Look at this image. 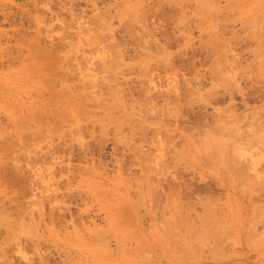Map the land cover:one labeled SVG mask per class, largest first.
<instances>
[{"label": "rangeland", "instance_id": "obj_1", "mask_svg": "<svg viewBox=\"0 0 264 264\" xmlns=\"http://www.w3.org/2000/svg\"><path fill=\"white\" fill-rule=\"evenodd\" d=\"M262 50L264 0H0V264H264Z\"/></svg>", "mask_w": 264, "mask_h": 264}, {"label": "bare ground", "instance_id": "obj_2", "mask_svg": "<svg viewBox=\"0 0 264 264\" xmlns=\"http://www.w3.org/2000/svg\"><path fill=\"white\" fill-rule=\"evenodd\" d=\"M178 1H179V0H178ZM32 2H33V1H32ZM176 2H177V1H176ZM180 2H181V1H180ZM34 3H35V2H34ZM43 3H44V2H43ZM174 3H175V2H174ZM41 4H42V3H41ZM43 5H44V4H43ZM199 5H200V4H199ZM203 5H204V4H203ZM34 8H35V7H34ZM48 10H49V9H48ZM37 12H38V11H37ZM140 13H141V12H140ZM39 16H40V15H39ZM98 16H100V15H98ZM134 16H135V15H134ZM141 16H142V15H141ZM144 17H145V16H144ZM138 18H139V17H138ZM140 18H141V17H140ZM131 19H132V18H131ZM131 19H130V20H131ZM33 20H34V19H33ZM33 20H32V21H33ZM125 20H126V19H125ZM135 20H136V19H135ZM138 21H139V20H138ZM91 22H93V21H91ZM128 22H129V21H128ZM135 22H136V21H135ZM140 22H141V20H140ZM109 23H110V22H109ZM129 23H130V22H129ZM131 23H132V22H131ZM138 23H139V22H138ZM133 24H134V23H133ZM135 24H136V23H135ZM91 25H92V24H91ZM68 26H69V25H68ZM126 26H127V25H126ZM130 26H132V25L130 24ZM81 27H82V26H81ZM81 27H80V28H81ZM100 27H101V26H100ZM103 27H104V26H103ZM103 27H102V28H103ZM138 27H139V26H138ZM132 28H133V27H132ZM147 28H148V27H147ZM128 29H129V28H128ZM133 29H134V28H133ZM81 30H82V29H81ZM107 31H108V30H107ZM126 31H127V30H126ZM260 31H261V30H260ZM111 32H112V31H111ZM136 32H138V31H136ZM136 32H135V33H136ZM20 33H21V32H20ZM65 33H66V32H65ZM74 34H76V33H74ZM79 34H80V33H79ZM149 34H150V33H149ZM100 35H101V34H100ZM138 35H139V34H138ZM252 35H253V34H252ZM50 36H51V35H50ZM77 36H78V35H77ZM258 36H259V35H258ZM71 37H72V36H71ZM71 37H70V38H71ZM132 37H133V36H132ZM256 37H257V36H256ZM70 38H69V39H70ZM144 38H145V37H144ZM260 38H261V36H260ZM39 39H40V37H39ZM66 39H67V38H66ZM83 39H84V38H83ZM91 39H92V37H91ZM36 40L38 41V38H37ZM36 40H35V41H36ZM40 40H41V39H40ZM40 40H39V41H40ZM50 40H51V38H50ZM76 40H77V38H76ZM135 40H137V39H135ZM215 40L217 41V39H215ZM37 41H36V42H37ZM44 41H45V40H44ZM64 41H66V40H64ZM145 41H146V39H145ZM212 41H213V40H212ZM36 42L34 43L35 46L38 44V43L36 44ZM62 42H63V41H62ZM39 43H40V42H39ZM42 43H45V42H42ZM47 43H48V42H47ZM74 43H75V42H74ZM34 44H33V45H34ZM45 44H46V43H45ZM49 44H50V43H49ZM53 44H54V43H53V41H52V45H53ZM66 44H67V42H66ZM38 45H40V44H38ZM38 45L36 46V47H37V50L39 49ZM72 45H73V44H72ZM210 45H211V44H210ZM214 45H215V44H214ZM214 45H213V46H214ZM45 46H46V45H45ZM47 46H48V45H47ZM55 46H56V45H54L53 47H55ZM205 46H206V45H205ZM218 46H219V45H218ZM53 47H52V49H53ZM122 47H123V46H122ZM209 47H210V46H209ZM211 47H212V45H211ZM43 48H44V47H43ZM74 48H75V47H74ZM116 48H117V47H116ZM214 48H215V47H214ZM40 49H41V50H40ZM40 49H39V50L42 51V52L39 51V52H36V53H38V54H40V55H42V56H43V54H45L46 57H47L48 55H51V53H52V52L49 51L50 47L48 48V50H46V49L44 50V49H42V46H40ZM69 49H71V48H69ZM102 49H103V48H102ZM110 50H111V49H110ZM117 50H118V49H117ZM119 50H120V49H119ZM224 50H225V49H224ZM44 51H45L47 54H46ZM55 51H56V50H55ZM64 51H65V50H64ZM72 51H73V50H72ZM101 51H102V50H101ZM115 51H116V50H115ZM222 51H223V50H222ZM262 51H263V50H262ZM49 52H50V54H49ZM120 52H121V51H120ZM120 52H119V54H120ZM263 52H264V51H263ZM69 53H70V52H69ZM105 53H106V52H105ZM213 53H214V52H213ZM38 54H37V55H38ZM86 54H87V53H86ZM54 55H55V54H54ZM56 55H57V54H56ZM67 56H68V55H67ZM87 56H88V55H87ZM119 56H120V55H119ZM213 56H214V55H213ZM53 57L55 58V56H53ZM57 57H58V56H57ZM57 57H56V58H57ZM64 57H65V56H64ZM71 57H72V56H71ZM71 57H70V58H71ZM76 57H77V56H76ZM111 57H112V56H111ZM113 57H114V56H113ZM144 57H145V56H144ZM147 57H148V56H147ZM152 57H153V56H152ZM218 57H219V56H218ZM37 58H40V57L38 56ZM67 58H68V57H67ZM83 58H84V57H83ZM86 58H87V57H86ZM89 58H90V57H89ZM59 59H60V58H59ZM71 59H72V58H71ZM112 59H113V58H112ZM115 59H116V58H115ZM169 59H170V58H169ZM63 60H64V59H63ZM65 60H66V58H65ZM72 60H73V59H72ZM104 60H106V57H105V59H103L102 61H104ZM137 60H138V59H137ZM80 61H81V60H80ZM85 61H86V60H85ZM87 61H88V60H87ZM166 61H167V60H166ZM59 62H60V61H59ZM61 62H62V61H61ZM106 62H107V61H106ZM106 62H104V63L106 64ZM108 62H110V61L108 60ZM112 62H113V60H112ZM62 63H63V62H62ZM66 63H68V62H66ZM114 63H115V62H114ZM117 63H118V62H117ZM166 63H167V62H166ZM102 64H103V63H102ZM105 64H103V65L105 66ZM108 64L111 65V63H108ZM112 64H113V63H112ZM118 64H119V63H118ZM218 64H219V63H218ZM59 65H60V64H58V67H59ZM77 65H78V64H77ZM91 65H92V64H91ZM91 65H90V67H92ZM103 65H101L102 69H103V67H104ZM115 65H116V64H115ZM215 65H216V64H215ZM63 66H64V65H63ZM63 66H62V67H63ZM112 66H113V65H112ZM165 66L169 67L170 65H168V63H167V65H165ZM216 66H217V65H216ZM87 67H88V66H87ZM108 67H110V66L106 65L104 70H106ZM167 67H166V68H167ZM213 67H214V66H213ZM54 68H55V67H54ZM68 68H69V67H68ZM117 68H118V67H117ZM170 68H171V66H170ZM52 69H53V67L51 68V70H52ZM65 69H67V66L65 67ZM114 69H115V67H114ZM70 70H71V69H70ZM54 71H55V70H54ZM60 71H61V70H60ZM63 71H64V69H63ZM51 72H52V71H51ZM64 72H65V71H64ZM64 72H63V73H64ZM67 72H68V69H67ZM69 72H70V71H69ZM69 72H68V73H69ZM108 72H109V70H108ZM114 72H115V71H114ZM49 73H50V72H49ZM53 73H54V72H53ZM138 73H139V72H138ZM55 74H56V71H55ZM66 74H67V73H66ZM59 75H60V74H59ZM108 76H109V75H108ZM108 76H107V77H108ZM133 76H134V75H133ZM57 77H58V76H57ZM60 77H61V76H60ZM65 77H67V76L65 75ZM105 77H106V76H105ZM50 78H53V77H50ZM50 78H49V79H50ZM58 78H59V77H58ZM72 78H73V77H72ZM111 78H112V77H111ZM49 79H47V80H49ZM55 79H57V78H55ZM55 79H54V80H55ZM67 79H68V78H67ZM82 79H83V78H82ZM98 79H99V78H98ZM43 80H44V79H43ZM65 80H66V79H65ZM71 82H72V81H71ZM90 82H91V81H90ZM92 83H93V82H92ZM95 83H97V82H95ZM95 83H93L94 86H93V84L91 85V86H93L94 88H95V86H98V85H96ZM49 84H52V83H49ZM55 84H56V83H55ZM71 84H72V83H71ZM83 84H84V83H83ZM99 84H100V83H99ZM47 85H48V84H47ZM61 86H63V85H61ZM64 86H65V85H64ZM69 86H70V85H68V87H69ZM71 86H72V85H71ZM107 86H108V85H107ZM115 86H116V85H115ZM128 86H129V85H128ZM54 87H55V86H54ZM66 87H67V86L63 87L64 89L60 90L61 93L63 94V92H64L63 90H65V91L67 92V93L65 92L66 94H70V95H72L71 92L68 93L69 91H68V88H66ZM73 87H74V85H73ZM75 87H76V86H75ZM81 87H82V86H81ZM93 87H92V88H93ZM141 88H142V87H141ZM173 88H174V87H173ZM82 89H83V87H82ZM82 89L80 88V90H82ZM87 89H88V88H87ZM101 89H102V88H101ZM110 89H111V88H110ZM114 89H115V87H114ZM114 89H113V90H114ZM48 90H49V89H48ZM51 90H52V89H51ZM55 90H57V89H55ZM116 90H118V89H115V93H116ZM123 90H124L125 92H124ZM123 90L121 89L120 91H123V94H122V95L124 96V93L126 94V93H127V90H125L124 88H123ZM128 90H129V89H128ZM139 90H140V89H139ZM147 90H148V89H147ZM83 91H85V89H83ZM86 91H88V90H86ZM86 91H85V92H86ZM89 91H90V89H89ZM89 91H88V93H89ZM175 91H176V90H175ZM90 92H91V91H90ZM168 92H169V91H168ZM53 93H54V92H53ZM88 93H87V94H88ZM118 93H119V91H118ZM121 93H122V92H121ZM130 93H131V92H130ZM57 94H59V93H57ZM66 94H65V95H66ZM95 94H96V93H95ZM116 94H117V93H116ZM127 94H128V93H127ZM127 94H126V95H127ZM144 94H145V93H144ZM171 94H172V93H171ZM176 94H177V93H176ZM60 95H61V94H59V97H60ZM63 95H64V94H63ZM79 95H80V94H79ZM79 95H78V96H79ZM82 95H83V94H82ZM129 95H130V94H129ZM145 95H146V94H145ZM61 96H62V95H61ZM67 96H68V97H66V98H67L66 100H64L65 97L62 96V98H60V102L62 101V99H63L64 101L67 102V101L69 100V99H68V98H69V95H67ZM72 96H73V95H72ZM72 96H70V97L72 98ZM74 96H75V94H74ZM74 96H73V97H74ZM78 96H77V97H78ZM84 96H86L85 93H84L83 97H84ZM208 96H209V94H208ZM208 96H207V97H208ZM55 97H58V95H55L54 98H55ZM118 97H119V99L121 100V98H120V97H121L120 94H119ZM167 97H168V95H167ZM167 97H166V98H167ZM175 97H177V96H175ZM51 98H53V96H51ZM51 98H50V99H51ZM54 98L51 99V100H54ZM86 98H87V97H86ZM116 98H117V97H116ZM179 98H180V97H179ZM56 99L59 100V98H56ZM56 99H55V100H56ZM76 99H77V98H76ZM132 99H133V98H132ZM168 99H169V98H168ZM48 100H49V99H48ZM55 100H54V101H55ZM70 100H71V99H70ZM72 100H73V99H72ZM177 100H178V98H177ZM177 100H174V101H177ZM64 101H62V102L64 103ZM76 101L79 102V101H81V99L76 100ZM118 101H119V100H118ZM132 101H133V100H132ZM149 101H150V100H149ZM41 102H42V101H41ZM50 102H51V101H50ZM55 102H56V101H55ZM55 102H52L53 105H54ZM62 102H61L60 104L58 103L59 105H58V104H56V105H58V106H60L61 104L63 105ZM68 102L70 103L71 101H68ZM73 102H74V100H73ZM78 102H77V103H78ZM179 102H180V101H179ZM56 103H57V102H56ZM74 103H75V102H74ZM74 103H72V104H74ZM88 103H89V102H88ZM126 103H127V102H126ZM141 103H142V102H141ZM70 104H71V103H70ZM72 104H71V105H72ZM75 104H76V103H75ZM97 104H98V103H97ZM129 104H130V103H129ZM148 104H149V102H148ZM150 104H151V103H150ZM53 105H52V106H53ZM56 105H55V106H56ZM65 105H66V104H65ZM68 105H69V104L67 103L66 106H68ZM78 105H79V104H78ZM102 105H103V104H102ZM120 105H121V104H120ZM127 105H128V104H127ZM137 105H138V104H137ZM156 105H157V104H156ZM166 105H167V104H166ZM52 106H51V107H52ZM58 106H57V107H58ZM72 106H73V107H72V109H73L72 111H74V109H75L74 106H75V105H72ZM86 106H87V105H86ZM108 106H109V105H108ZM144 106H145V105H144ZM174 106H175V105H174ZM174 106H172V107H174ZM181 106H182V105H181ZM76 107H77L76 110H77L78 108H80V107H78V106H76ZM172 107H171V108H172ZM53 108L56 109V107H53ZM53 108H52V109H53ZM60 108H61V107H60ZM82 108H83V107H82ZM109 108H110V107H109ZM156 108H157V107H156ZM44 109H45V108H44ZM55 109H53V110H55ZM58 109H59V108H58ZM58 109H57V110H58ZM66 109H67V108H66ZM70 109H71V107H70ZM83 109H84V108H83ZM130 109H131V108H130ZM174 109H175V108H174ZM42 110H43V109H42ZM42 110H41V111H42ZM143 110H144V109H143ZM152 110H153V109H151V111H152ZM154 110H155V109H154ZM158 110H159V109H158ZM158 110H157V111H158ZM167 110H168V109H167ZM169 110H170V109H169ZM47 111H48V107H47ZM61 111H62V109H61ZM178 111H179V110H178ZM42 112H43V111H42ZM42 112H41V113H42ZM53 112H54V111H53ZM63 112H65V111H63ZM75 112H79V111L77 110V111H75ZM145 112H146V111H145ZM170 112H171V111H170ZM179 112H180V111H179ZM39 113H40V111H39ZM56 113H57V112H56ZM59 113H60V112L58 111L57 114H59ZM65 113H67V112H65ZM65 113H64V114H65ZM103 113H104V112H103ZM150 113H151V112H150ZM150 113H149V114H150ZM164 113H165V112H164ZM167 113H168V112H167ZM44 114H45V112H44ZM155 114H156V113H155ZM157 114H158V113H157ZM173 114H174V113H173ZM37 115H38V114H37ZM51 115H52V114H51ZM65 115H66V114H65ZM70 115H71V114H70ZM87 115H88V114H87ZM168 115H169V114H168ZM180 115H181V114H180ZM55 116H56V115H55ZM221 116H222V115H221ZM62 117H63V116H62ZM64 117H66V116H64ZM73 117H74V116H73ZM73 117H72V118H73ZM76 117H78V115H77ZM76 117H75V118H76ZM82 117H83V115H82ZM168 117H169V116H168ZM19 118H20V117H19ZM54 118H55V117H54ZM75 118H74V119H75ZM225 118H226V116H225ZM58 119H59V118H58ZM58 119H57V120H58ZM63 119H64V118H63ZM63 119L61 118V120H63ZM68 119H69V118H68ZM36 120H37V119H36ZM39 120H40V119H39ZM39 120H38V122H39ZM51 120H52V119H51ZM55 120H56V119H55ZM61 120H60V121H61ZM65 120H66V118H65ZM72 120H73V119H72ZM76 120H77V119H76ZM76 120H75V121H76ZM131 120H133V119L131 118ZM21 121H22V120H21ZM63 121H64V120H63ZM221 121H222V120H221ZM223 121H224V119H223ZM38 122H37V123H38ZM41 122H42V121H41ZM54 122H55V121H54ZM69 122H70V121H69ZM78 122H79V121H78ZM122 122H124V121H122ZM52 123H53V122H52ZM74 123H75V122H74ZM76 123H77V121H76ZM95 123H96V122H95ZM126 123H127V122H126ZM126 123H125V124H126ZM128 123H129V122H128ZM128 123H127V124H128ZM39 124H40V123H39ZM39 124H38V127H39V128H43V127L40 126ZM67 124H68V123H67ZM129 124H130V123H129ZM33 125H34V124H33ZM63 125H64V124H63ZM63 125H61V126H63ZM84 125H85V124H84ZM95 125H96V124H95ZM81 126H82V124H81V125H78L77 128H82ZM130 126H131V125H130ZM215 126H216V125H215ZM218 126H219V125H218ZM218 126H216V128H219V127L221 128V126H219V127H218ZM38 127H37V128H38ZM119 127H120V126H118V128H119ZM127 127H128V125H127ZM37 128H36V129H37ZM55 129H56V128H55ZM62 129H63V128H62ZM116 129H117V128H116ZM224 129H226V128H224ZM237 129H239V128H237ZM39 130H40V129H39ZM39 130H38V131H39ZM58 130H59V129H58ZM221 130H223V129H221ZM234 130L236 131V128H235ZM42 131H43V130H42ZM78 131H79V130H78ZM80 131H81V130H80ZM114 131H115V130H114ZM204 131H205V130H204ZM232 131H233V130H232ZM31 132H32V131H31ZM33 132H34V131H33ZM60 132H62V131H60ZM76 132H77V130H76ZM230 132H231V131H230ZM40 133H41V131H40ZM64 133H65V132H64ZM71 133H73V132H71ZM204 133H205V132H204ZM227 133H228V132H227ZM233 133H234V132H233ZM236 133H237V132H236ZM37 134H38V133H37ZM42 134H43V133H42ZM52 134H53V133H52ZM77 134H78V133H77ZM102 134H104V133H102ZM222 134H223V133H222ZM250 134H252V133H250ZM25 135H26V134H25ZM197 135H199V134H197ZM212 135H213V134H212ZM215 135H216V134H215ZM232 135H233V134H232ZM232 135H231V136H232ZM235 135H236V134H235ZM235 135H233V137H236ZM263 135H264V134H263ZM33 136H34V135H33ZM43 136H44V135H43ZM47 136H48V135H47ZM63 136H64V134H63ZM68 136H69V135H68ZM72 136H73V135H72ZM75 136H76V135H75ZM105 136H106V135H105ZM207 136H209V135H207ZM199 137H200V136H199ZM233 137H232V138H233ZM261 137H262V136H261ZM63 138H64V137H63ZM71 138H72V137H71ZM71 138H69V139H71ZM205 138H206V137H205ZM210 138H211V137H210ZM250 138H251V137H250ZM128 139H129V138H128ZM216 139H217V138H216ZM235 139L237 140V138H235ZM121 140H122V139H121ZM208 140H209V139H208ZM224 140H225V138H224ZM80 141H82V139H81ZM80 141H79V143H81ZM215 141H216V140H215ZM220 141H221V140H220ZM256 141H257V140H256ZM53 142H54V141H53ZM53 142H51V143H53ZM118 142H119V143L121 142L120 139H119ZM118 142H117V143H118ZM196 142H197V141H196ZM198 142H199V141H198ZM223 142H224V141H223ZM228 142H229V141H228ZM11 143H12V142H11ZM31 143H32V142H31ZM122 143H123V142H122ZM233 143H234V142H233ZM258 143H259V142H258ZM206 144H207V143H206ZM15 145H16V144H15ZM49 145H50V144H49ZM49 145L47 144V146H49ZM64 145H65V144H64ZM66 145H67V144H66ZM66 145H65V146H66ZM76 145H77V144H76ZM82 145H84V143H82ZM82 145L80 144V145H79V148H81V149L84 148V146L82 147ZM199 145H200V144H199ZM224 145H225V144H224ZM230 145H231V144H230ZM253 145H254V144H253ZM29 146H30V145H29ZM42 146H43V145H42ZM45 146H46V145H45ZM71 146H72V145H71ZM168 146H169V145H168ZM212 146H214V145H212ZM228 146H229V144H228ZM228 146H227V147H228ZM232 146H233V145H232ZM234 146H235V145H234ZM10 147H11V146H10ZM19 147H20V146H19ZM21 147H22V146H21ZM85 147H86V146H85ZM89 147H90V146H89ZM15 148H16V147H15ZM51 148L53 149L54 147H51ZM63 148H64V147H63ZM233 148H234V147H233ZM21 149H22V148H21ZM21 149H20V150H21ZM42 149H43V148H42ZM42 149H41V150H42ZM65 149H67V148H65ZM70 149H71V147H70ZM203 149H204V148H203ZM212 149H213V148H212ZM216 149H218V148H216ZM223 149H224V148H223ZM239 149H240V148H239ZM54 150H55V148H54ZM82 150L86 152V150H84V149H82ZM87 150H89V149H87ZM201 150H202V149H201ZM201 150H200V151H201ZM205 150H206V149H205ZM230 150H231V149H230ZM23 151H24V150H23ZM70 151H72V150H70ZM89 151H90V150H89ZM218 151H219V149H218ZM63 152H64V151H63ZM85 152H84V153H85ZM213 152H214V151H213ZM71 153H72V152H71ZM210 153H211V151H210ZM228 153H229V152H228ZM22 154H23V153H22ZM213 154H214V153H213ZM217 154H218V153H217ZM224 154H226V153H224ZM38 155H39V154H38ZM84 155H85V154H84ZM156 155H158V154H156ZM229 155H230V154H229ZM231 155H233V154H231ZM24 156H25V155H24ZM227 156H228V155H226V157H227ZM204 157H205V156H204ZM211 157H212V156H211ZM230 157H232V156H230ZM234 157H235V156H234ZM11 158H13V157H11ZM24 158H25V157H24ZM214 158H215V157H214ZM217 158H218V157H217ZM228 158H229V157H228ZM17 159H19V158H17ZM209 159H210V158H209ZM212 159H213V158H212ZM219 159H220V158H219ZM219 159H218V160H219ZM224 159H225V157H224ZM226 160H227V159H226ZM231 160H232V159H231ZM231 160H230V161H231ZM28 161H29V160H28ZM153 161H154V160H153ZM160 161H161V160H160ZM164 161H165V160H163L162 162H164ZM214 161H215V160H214ZM227 161H228V160H227ZM232 161H234V160H232ZM236 162L239 163V162L237 161V159H236ZM21 163H25V162H21ZM26 163H27V162H26ZM48 163H49V162H48ZM158 163H159V162H158ZM217 163H218V162H217ZM230 163H231V162H229V165H231ZM44 164H45V163H44ZM163 164H165V163H163ZM17 165H18V163H17ZM17 165L14 164V166H11V167L13 168L12 170H15V171H13V172H16V171H17V173H18V172L20 171L19 173H21V169H20ZM20 165H21V164H20ZM166 165H167V163H166ZM218 165H220V164H218ZM22 166H23V165H22ZM227 166H228V165H227ZM11 167H10V168H11ZM233 167H234V165H233ZM220 168H221V167H220ZM231 168H232V166H231ZM245 168H246V166H245ZM161 169H162V168H161ZM163 169H164V168H163ZM240 169H241V168H240ZM12 170H11V171H12ZM18 170H19V171H18ZM234 170H235V169H234ZM22 171H23V170H22ZM163 172H164V171H163ZM8 173H9V174L11 173L10 170H9ZM146 173H147V172H146ZM9 174L7 175V176H8V177H7L8 180H9V178H10L9 176H11V175H13V176H11L12 179H13L15 173H13V174L11 173L10 175H9ZM148 174H149V173H148ZM15 175H16V174H15ZM164 175H165V174H164ZM17 176H20V175L18 174V175H16V177H17ZM59 176H60V175H59ZM59 176H58V177H59ZM164 177H165V176H164ZM243 177H244V176H243ZM14 178H15V177H14ZM10 179H11V178H10ZM4 180H6V179H4ZM9 181H11V180H9ZM249 181H250V180H249ZM249 181H248V182H249ZM8 183H9V182H8ZM155 183H156V182H155ZM249 183H250V182H249ZM255 183H256V181H255ZM144 184H145V183H144ZM161 185H162V184H161ZM31 186H32V185H31ZM245 186H246V185H245ZM32 187H33V186H32ZM138 187H140V186H138ZM145 188H146V187H145ZM157 188H158V186H157ZM31 189H32V188H31ZM56 189H57V188H56ZM148 189H149V188H148ZM145 190H146V189H145ZM145 190H144V191H145ZM152 190H153V189H152ZM154 190H155V189H154ZM31 191H32V190H31ZM154 192H155V191H154ZM0 193H1V192H0ZM52 193H53V192H52ZM145 193H146V192H145ZM174 194H175V193H174ZM152 195H153V194H152ZM172 195H173V193H172ZM144 196H145V195H144ZM172 197H173V196H172ZM138 198H139V197H138ZM157 198H158V197H157ZM40 203H41V202H40ZM167 204H168V202H167ZM35 206H36V205H35ZM38 206H39V204H38ZM30 208H31V207H30ZM135 209H136V208H135ZM52 211H53V210H52ZM255 212H256V211H255ZM35 213H36V212H35ZM41 213H42V211H41ZM128 213H129V212H128ZM256 214H257V213H256ZM254 215H255V214H254ZM127 216H128V215H127ZM261 216H262V215H261ZM123 217H124V216H123ZM9 218H11V217H9ZM260 219H261V218H260ZM138 220H139V219H138ZM7 221H8V220H7ZM138 222H139V221H138ZM81 223H82V222H81ZM7 224H8V223H7ZM14 224H15V223H14ZM165 224H166V223H165ZM178 224H179V223H178ZM170 225H171V224H170ZM6 226H7V225H6ZM9 226H11V225H9ZM33 226H34V225H33ZM205 226H206V225H205ZM16 228H17V227H16ZM83 228H84V226H83ZM206 228H207V227H206ZM210 228H211V227H210ZM77 229H78V228H77ZM181 229H182V228H181ZM183 229H184V228H183ZM207 229H208V228H207ZM207 229H206V230H207ZM211 229H212V228H211ZM16 231H17V229H16ZM100 231H101V230H100ZM210 231H211V230H210ZM31 232H32V231H31ZM94 232H95V231H94ZM183 232H184V231H183ZM11 233H12V232H11ZM20 233H21V232H20ZM29 233H30V232H29ZM34 233H35V232H34ZM188 233H189V232H188ZM12 234H13V233H12ZM164 234H165V233H164ZM168 234H170V233H167V235H168ZM208 234H209V233H208ZM70 235H71V234H70ZM90 235H91V234H90ZM211 235H212V234H211ZM13 236H14V235H11L12 238H13ZM108 236H109V235H108ZM203 236H204V235H203ZM89 237H90V236H89ZM91 237H92V236H91ZM97 237H98V236H97ZM14 238H15V237H14ZM110 238H111V237H110ZM202 238H204V237H202ZM98 239H99V238H98ZM7 240H8V239H7ZM12 240H13V239H12ZM172 240H173V239H172ZM172 240H171V241H172ZM1 241H2V240H1ZM91 241H92V240H91ZM105 241H106V240H105ZM175 242H176V241H175ZM100 244H101V242H100ZM125 247H126V246H125ZM142 247H143V246H142ZM143 248H144V247H143ZM125 250H126V249H125ZM134 250H135V249H134ZM141 251H142V250H141ZM141 251H140V252H141ZM184 251H185V250H184ZM143 252H144V251H143ZM139 255H141V254H139ZM0 256H1V255H0ZM141 256H143V255H141ZM143 257H144V256H143ZM3 258H5V257H3ZM3 258H1V261H2ZM4 260L7 261V259H4ZM144 260H145V259H144ZM73 261H74V260H73ZM2 262H3V261H2ZM6 263H8V262H6ZM29 263H30V262H29ZM29 263H28V264H29Z\"/></svg>", "mask_w": 264, "mask_h": 264}]
</instances>
